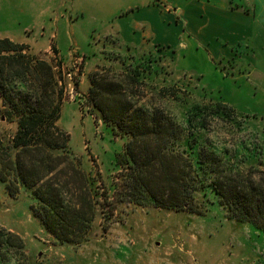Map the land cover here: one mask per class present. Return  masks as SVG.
Masks as SVG:
<instances>
[{"label":"rangeland","instance_id":"rangeland-1","mask_svg":"<svg viewBox=\"0 0 264 264\" xmlns=\"http://www.w3.org/2000/svg\"><path fill=\"white\" fill-rule=\"evenodd\" d=\"M153 1L173 17V31L163 27L170 44L153 43L146 23L138 29L129 25L134 11L129 8L140 6L136 14L143 16V6ZM161 1L0 0V40L24 45L26 55L53 67L62 91L56 123L70 135L66 150L71 164L65 171L75 176L74 168L79 170L98 201L88 239L62 243L33 214L29 190L22 188L12 197L0 182V231L23 242L22 248L0 253V258L7 257L0 264H264V232L229 219L212 188L193 191L196 213L160 207L150 191L162 198L167 189H159L150 173L159 167L164 171L162 163L143 167L138 185L127 180L130 171L117 163L129 137L114 133L116 123L125 119L132 127L140 120L148 125L149 151L159 158L158 137L163 139L164 162L173 164L183 184L191 183L194 172L205 183L213 181L210 164L199 168V152L208 154L210 162L209 153L215 155L221 168H254L260 171L253 172L254 179L264 177V84L249 75L243 58L236 65L235 58L214 59L196 47L179 13L187 0ZM120 20L140 44L124 40ZM239 47L234 54L243 56ZM134 70L141 73L138 82ZM128 76L134 83L128 84ZM130 103L138 110H128ZM219 103L229 105L234 116L207 117V128H189L187 115L195 104ZM4 112L0 104V137L7 145L17 121ZM152 112L155 122L149 119ZM80 177L77 186L82 187L85 178Z\"/></svg>","mask_w":264,"mask_h":264},{"label":"trees","instance_id":"trees-1","mask_svg":"<svg viewBox=\"0 0 264 264\" xmlns=\"http://www.w3.org/2000/svg\"><path fill=\"white\" fill-rule=\"evenodd\" d=\"M25 49L24 45L10 39L0 40V104L5 108L4 115L17 121V131L10 144L5 145L0 137V182L12 197L17 196L22 188L29 190L35 200L32 204L33 214L60 242L80 243L91 234L97 213V194L91 182L83 177L79 170L74 168L75 176L65 171L71 164L69 150H66L70 135L56 123L61 113L62 91L58 89V79L53 67L44 60L29 57L25 54ZM134 71L137 75L135 82H138L141 73ZM126 78L128 84L134 83L130 76ZM135 107V103H130L127 109L138 110V107ZM145 114H148V111ZM151 114L149 119L151 117L154 121L152 118H156L155 113ZM220 114L228 118L233 117L234 110L223 103L215 106L195 104L188 111V126L191 130L197 127L202 130L208 126L205 118L219 117ZM104 118L110 122L107 115ZM124 120L118 121L113 130L122 137H129L125 152L117 157V163L130 171L127 180L135 181L132 184L138 185V175L143 179V167H147L146 170L159 167L155 162L164 166V171L162 168L159 172V167L150 173L156 178V186L161 190L165 187L168 191V194L165 191L162 198L150 191V198L155 204L196 213L193 191L205 186L210 187L219 196V203L225 208L229 219L251 223L264 232V177L257 181L253 176L254 171H260L254 168L246 172L228 166L221 168L216 165L215 155L209 153L212 156L210 162V157H205L208 154L199 152V168H206V164H210V172L215 173V177L210 183H205L194 172L191 183L183 184L181 177H177L173 164L164 162L163 139L158 137L160 143L156 153L159 158L155 157V153L149 151L147 122L136 120L130 127ZM131 123L133 124V121ZM194 141L195 138L192 141L195 145L197 142ZM141 154L145 156L143 164L139 158ZM77 177L85 178L82 187L77 186ZM128 186L131 187V184ZM173 186L176 187V192L172 191ZM181 188L185 191L184 194L178 192ZM183 195L186 196L185 200L177 202L176 199ZM16 241L20 244L17 245ZM22 245L23 242L18 236L0 231L2 255H7L14 247L22 248ZM4 259L7 257L0 258L1 261Z\"/></svg>","mask_w":264,"mask_h":264},{"label":"crops","instance_id":"crops-1","mask_svg":"<svg viewBox=\"0 0 264 264\" xmlns=\"http://www.w3.org/2000/svg\"><path fill=\"white\" fill-rule=\"evenodd\" d=\"M143 7V16L136 14L137 10H141L140 6L129 8L134 10L128 17L129 25L138 29L140 23H146L153 33V43L170 44L169 37L164 36L167 29L163 27L169 25L171 28L168 30L173 31L172 15L162 13L158 9L161 7L154 5V1ZM181 10L183 23L196 40V47L208 51L214 59L235 58L236 65L243 58L249 65V75H257L264 84V0H187ZM122 21L119 23L124 40L132 45L140 44L142 41L134 39L133 31L130 28L127 30ZM238 46L243 56L234 54Z\"/></svg>","mask_w":264,"mask_h":264}]
</instances>
